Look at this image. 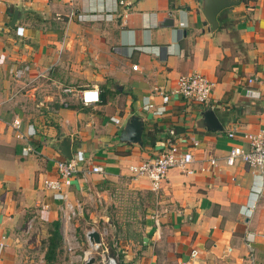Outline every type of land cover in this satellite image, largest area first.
Listing matches in <instances>:
<instances>
[{
  "label": "crops",
  "instance_id": "1",
  "mask_svg": "<svg viewBox=\"0 0 264 264\" xmlns=\"http://www.w3.org/2000/svg\"><path fill=\"white\" fill-rule=\"evenodd\" d=\"M234 1L213 30L200 0H0V264H46L54 222L61 249L69 227L83 254L88 232L114 226L107 206L116 198L113 187L134 195L144 214L140 235L114 246L125 264H264V179L242 162H224L232 148L248 150L244 135H264V0ZM71 12L95 17L81 22L69 19ZM25 64L30 70L15 80ZM193 73L214 84L207 105L174 94L177 80ZM63 86H97L100 102L83 107L68 97L64 107ZM147 98L154 110H144ZM158 108L164 112L155 115ZM206 110L222 132L201 127ZM132 115L144 123L142 146L120 142ZM17 116L23 133L34 132L29 142L16 138ZM65 138L72 157L105 170L63 189L66 203L79 206L69 222L65 202L43 187L56 162L66 160L58 146ZM27 144L38 153L23 156ZM172 144L192 153V173L170 170L153 193L128 168ZM73 261L84 264L80 254Z\"/></svg>",
  "mask_w": 264,
  "mask_h": 264
},
{
  "label": "built area",
  "instance_id": "2",
  "mask_svg": "<svg viewBox=\"0 0 264 264\" xmlns=\"http://www.w3.org/2000/svg\"><path fill=\"white\" fill-rule=\"evenodd\" d=\"M120 5H123L125 0H117ZM69 19L76 18L78 21L93 20L95 16L86 14H77L71 12L68 16ZM104 19H108L109 16H104ZM133 70L137 69V66H132ZM30 70L29 65H23L18 68L14 73V79L21 81L25 78L27 72ZM39 77H43L40 74ZM251 83V80H249ZM214 84L207 80L203 75L193 73L187 76L180 77L176 82L174 94L182 98L183 100L195 103L197 105H207L210 102L212 90ZM61 105L64 107L69 106L68 97H74L83 107H90L100 102V90L97 86L90 88L76 89L71 86L59 87ZM168 102L167 97L163 96V104ZM144 110H154L153 105L150 103L149 98L143 102ZM164 112V108L155 109L154 114L160 115ZM118 124L119 120H113ZM11 127L16 134V138L29 142L34 132L23 133L22 120L20 117H15L11 122ZM229 138H233L234 134L230 132ZM243 139L248 144V150H243L240 147L232 148L228 155L224 158V162L228 166H233L236 162H242L251 169L257 170L260 178L264 179V135L262 134H247L243 136ZM34 145L27 144L22 149V155L27 156L29 154H37ZM192 153L186 151L182 152L176 145H170L165 151L156 154L152 159L143 162L139 165H131L128 170L130 174L136 179H147L150 184V189L153 193L159 192L162 188L167 174L170 170L177 168L180 171L191 174L189 167L193 163ZM218 160L211 158L208 160L210 166H216ZM204 171V169H201ZM105 170L102 166L84 164L83 159L80 156L72 157L71 160H58L55 165L54 178H46L43 181V187L46 191L52 192L57 200L63 201L64 213L63 219L65 222H69L76 215L77 208L66 203V196L62 194L63 189L69 188L75 179H79L82 182H86L89 175H103ZM107 230L104 228L100 232V243L91 244L88 250L82 254V260L84 264H87L91 258L94 259L95 264H125L120 261L118 256L110 253V248L105 242L107 236ZM94 232L91 230L90 234ZM87 234V236H88ZM64 246L69 254H74L77 251V247L80 246L75 231L71 228H67L63 235ZM3 236L0 234V250L3 248ZM250 240H247L246 245L250 251L251 256V244ZM191 256L194 258L196 252H192ZM72 257V259H74Z\"/></svg>",
  "mask_w": 264,
  "mask_h": 264
},
{
  "label": "water",
  "instance_id": "3",
  "mask_svg": "<svg viewBox=\"0 0 264 264\" xmlns=\"http://www.w3.org/2000/svg\"><path fill=\"white\" fill-rule=\"evenodd\" d=\"M202 2V14L204 15L206 22L205 25L211 27V29H216L217 27V15L220 11L231 6L238 4L234 0H200ZM19 12L15 11L14 16L9 24L10 28H14L16 21L18 20ZM169 25L171 26L172 23ZM167 26V23H166ZM201 127L212 132H222L219 121L214 115L213 111L206 110L202 113V119L200 120ZM144 132V123L138 116H130L120 134L121 143H130L142 146V134ZM61 153L66 160L72 159V152L70 149V139L65 138L62 140L61 144L58 145ZM88 238L91 244L100 243V235L97 232H91L88 234ZM87 264H94V259L91 258Z\"/></svg>",
  "mask_w": 264,
  "mask_h": 264
},
{
  "label": "rangeland",
  "instance_id": "4",
  "mask_svg": "<svg viewBox=\"0 0 264 264\" xmlns=\"http://www.w3.org/2000/svg\"><path fill=\"white\" fill-rule=\"evenodd\" d=\"M110 189L111 193L115 194L116 196V198H112V200H110L111 205H107L108 212L110 214L109 220L114 223V226L109 227L107 225V227L105 228L107 230L106 232L108 233L105 238V242L109 246V248L114 249V246L116 244L117 246H119V244H121L122 242L134 240L138 235H140L138 228L141 225L144 214L141 210H139L141 212L138 211V204H141V202L137 201L134 198V195H132L126 189L122 187H113ZM113 202H115L117 206H115ZM110 206H112V208H110ZM130 222H135L136 224H132V229L130 227H127L128 229H124L125 226H128V224H130ZM75 234L77 236L78 242L80 243L81 239L79 233L75 232ZM81 249L83 251H86L89 248L84 249L81 246ZM78 254L82 255L80 247H77V251L72 255L67 252L64 246V248L60 250L59 261H55L54 264H77L73 261L72 257Z\"/></svg>",
  "mask_w": 264,
  "mask_h": 264
},
{
  "label": "trees",
  "instance_id": "5",
  "mask_svg": "<svg viewBox=\"0 0 264 264\" xmlns=\"http://www.w3.org/2000/svg\"><path fill=\"white\" fill-rule=\"evenodd\" d=\"M61 250V235L59 232V224L52 223L47 239V247L45 253L46 264H54ZM110 253L114 255L113 249L110 248Z\"/></svg>",
  "mask_w": 264,
  "mask_h": 264
}]
</instances>
